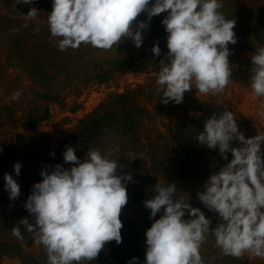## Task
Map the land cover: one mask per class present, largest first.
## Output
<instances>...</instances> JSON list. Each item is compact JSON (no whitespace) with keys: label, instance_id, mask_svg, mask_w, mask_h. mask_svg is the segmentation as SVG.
Here are the masks:
<instances>
[{"label":"clouds","instance_id":"1","mask_svg":"<svg viewBox=\"0 0 264 264\" xmlns=\"http://www.w3.org/2000/svg\"><path fill=\"white\" fill-rule=\"evenodd\" d=\"M14 3L29 5L34 0ZM223 7L222 0H52L46 23L51 37L61 38L60 51L77 49L82 43L108 51L128 38L140 48L141 32L148 24L137 17L146 13L150 21L167 13L161 21L167 33V62H160L155 83L163 104L178 105L194 88L202 95L216 96L232 80L228 45L237 43L236 21L225 18ZM38 14L30 8L24 27ZM151 52L159 56L161 50L153 46ZM250 59L252 94L264 98V46L256 48ZM21 95L17 90L10 98L16 101ZM261 109L264 115V104ZM195 139L208 149H218L224 160L227 153L232 156L197 193L198 200L222 222L210 230L211 221L187 202L186 194L177 196L175 183L158 182L155 195L143 202L150 210L149 219L160 214L145 232V264H204L200 249L208 235L225 256L239 258L247 253L253 259L264 258V134L246 139L234 114L226 109L205 119L203 132ZM62 155L65 163L76 166L64 169L57 164L50 173L41 171L42 181L32 186L24 205L34 223L23 218L18 224L34 234L48 264H81L97 258L108 242H122L120 214L128 202L126 186L132 176L118 175L123 167L119 157L113 159L96 148L87 151L83 162L71 147L66 146ZM13 170L19 176L21 165L14 164ZM4 181L9 199L18 198L19 184L9 174ZM186 214L189 219H183ZM11 234L24 240L18 226ZM128 264H138V258Z\"/></svg>","mask_w":264,"mask_h":264},{"label":"trees","instance_id":"2","mask_svg":"<svg viewBox=\"0 0 264 264\" xmlns=\"http://www.w3.org/2000/svg\"><path fill=\"white\" fill-rule=\"evenodd\" d=\"M222 2L224 7L220 11L225 18L236 21L233 31L237 43L228 45L232 53L228 58L238 60L244 72L252 76L251 55L256 48L264 46V0ZM32 4L43 9L47 19L52 11V0H34ZM32 4L26 6L15 4L14 0H0V6L12 7L13 13L19 14L29 11ZM16 8L19 10L15 11ZM159 15L149 21L146 13L140 14L141 21L148 24L141 32L143 43L140 48H136L130 38L123 39L112 48H117L119 53H109L108 56L103 55L105 50L83 43L77 49L60 51L57 42L61 38L51 37L47 23L38 27L32 22L24 27L25 19H16L20 27L10 29V39L3 41L7 51L6 61L21 70L35 89L32 99L27 100V107L17 109L6 105L0 109V117L19 123L23 128L35 129L51 119V106H63L72 89L84 79L103 84L122 73L156 75L160 70V62H167L168 52L166 44L157 41L167 39L161 23L164 15ZM9 18L13 23L14 18L9 16L6 19ZM37 28L39 31H35ZM153 46L160 48L159 56L152 54ZM153 90L145 84L127 88L115 96L109 108L95 109L81 120L73 133L64 135L56 148L47 149L48 154L44 158L48 161L45 164L47 172L57 164L64 169L76 166L63 160L62 154L67 146L74 149L81 162L87 158L86 153L91 148L105 155L110 153L113 159L119 157L118 163L123 167L117 174L132 176V182L126 186L128 202L122 210L131 215L134 210L138 218L132 219L121 212L122 242H108L97 258L82 261L81 264H128L134 257L138 258V264H145V232L160 218V214L149 219L150 210L143 206V202L155 195L154 187L158 182L175 183L177 196L186 194L187 202L193 208H199L211 221L210 230L214 229L222 221L198 200L197 193L204 191L208 178L230 162L232 156L227 153L228 159H222L218 149H208L206 145L199 144L195 137L203 132L205 119L214 113L218 116L226 109L234 114L238 129L246 139L259 134L258 127L249 116L228 106L207 99H196L188 93L178 105L172 102L163 104L161 98L155 99ZM24 139L23 133L15 134L16 149L22 160L34 163V159H37L35 155H39L40 151H33ZM233 146H237V142L234 141ZM130 152L134 156H129ZM15 154L16 151L0 144V258L8 256L18 259L22 264H48L41 245L36 251H27L23 247L25 240L32 234L18 222L27 218L29 223H34V217L24 208L32 192V181L22 168L20 175L16 176L13 165L19 155ZM5 174L11 175L19 184L24 197L20 195L15 200L9 199V193L5 190ZM183 219H189L188 215ZM14 226L20 228L24 240L11 234ZM200 254L204 264H253L245 255L239 258L225 256L216 247L212 235H208L202 244Z\"/></svg>","mask_w":264,"mask_h":264},{"label":"rangeland","instance_id":"3","mask_svg":"<svg viewBox=\"0 0 264 264\" xmlns=\"http://www.w3.org/2000/svg\"><path fill=\"white\" fill-rule=\"evenodd\" d=\"M27 6V5H26ZM34 4L31 5V8ZM41 13L37 16L36 21H29L38 27L46 24L47 14L43 13V9H38ZM19 9H15L18 11ZM28 11H23V14L19 12L13 13V9L7 8V6H0V109L6 105L20 109V107H27V100L33 97V85L29 78L19 69L14 68L13 63L6 61V49L4 47V39L8 38V32L10 29H16L20 27L16 20L20 17H24ZM164 17L167 13H163ZM14 18L11 23L10 18ZM160 16V15H159ZM160 18V17H159ZM137 20L141 21L138 16ZM135 23V22H134ZM42 27V26H41ZM2 33H5V35ZM161 43L166 44L167 39H157ZM110 54L119 53L117 48L103 52V55L108 56ZM229 65L231 67V82L228 84L223 93L216 96L202 95L195 90V88L189 92H186L196 99H207L216 103L228 106L235 111H239L249 116L255 125L258 127L259 134H264V115H261V105L264 104V98H256L252 94L250 88L251 76L244 72V69L240 66L238 60L234 58H228ZM156 75L146 74H134V73H122L116 75L113 79L108 80L103 84H99L96 81L82 80L78 87L72 89L70 96L66 99L63 106L52 105L51 113L52 117L49 121L43 122L35 129L23 128L19 123H14L9 120H5L0 117V144L7 147L11 151H16L17 160L15 162L21 165L31 177L32 186L35 183L42 181L40 176L41 171H45V164L47 160L48 150L56 148L60 139L66 135L73 133L81 120L92 113L95 109L109 108L117 94L124 92L127 88H135L138 84H145L149 88L154 89L156 93L155 99H162V93L157 91V85L155 83ZM35 89V88H34ZM19 90L22 95L18 100L13 101L11 95ZM23 133L25 135V142L33 149V151H40L39 155H35L37 159H34V163L22 160L20 153L16 149L15 134ZM14 147V149H13ZM47 147V148H46ZM49 147V148H48ZM261 152L264 153V145L261 146ZM41 158V159H39ZM39 159V160H38ZM50 167V166H49ZM69 166H67L68 168ZM53 169L50 168L49 173ZM20 195L24 197V192L20 189ZM125 215L131 216L132 219H137L138 215L133 210L131 213L121 210ZM135 213V214H134ZM38 244L35 243L34 234L25 240L23 247L27 251H33L38 249ZM104 250V249H103ZM254 264H264V258H250L247 253L244 254ZM215 257V256H214ZM0 264H22L18 259L11 258L8 256L0 258Z\"/></svg>","mask_w":264,"mask_h":264}]
</instances>
